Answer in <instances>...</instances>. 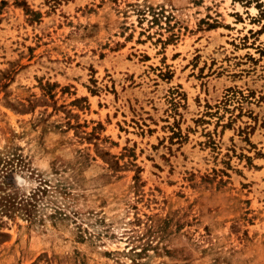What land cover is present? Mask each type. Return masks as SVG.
Instances as JSON below:
<instances>
[{
	"label": "rangeland",
	"instance_id": "1",
	"mask_svg": "<svg viewBox=\"0 0 264 264\" xmlns=\"http://www.w3.org/2000/svg\"><path fill=\"white\" fill-rule=\"evenodd\" d=\"M0 183V264H264V0H0Z\"/></svg>",
	"mask_w": 264,
	"mask_h": 264
},
{
	"label": "trees",
	"instance_id": "2",
	"mask_svg": "<svg viewBox=\"0 0 264 264\" xmlns=\"http://www.w3.org/2000/svg\"><path fill=\"white\" fill-rule=\"evenodd\" d=\"M1 183H4L1 181ZM0 183V212L11 216L15 211L22 210L27 217L32 212L30 209V198L29 196L19 195L17 190L11 192L5 191L3 184Z\"/></svg>",
	"mask_w": 264,
	"mask_h": 264
}]
</instances>
